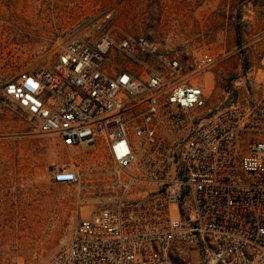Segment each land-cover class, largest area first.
Segmentation results:
<instances>
[{"label":"built area","instance_id":"built-area-1","mask_svg":"<svg viewBox=\"0 0 264 264\" xmlns=\"http://www.w3.org/2000/svg\"><path fill=\"white\" fill-rule=\"evenodd\" d=\"M107 20L2 90L39 134L106 155L101 173L54 172L89 211L43 264H264V59L213 106L207 78L229 54Z\"/></svg>","mask_w":264,"mask_h":264},{"label":"rangeland","instance_id":"rangeland-1","mask_svg":"<svg viewBox=\"0 0 264 264\" xmlns=\"http://www.w3.org/2000/svg\"><path fill=\"white\" fill-rule=\"evenodd\" d=\"M107 16L104 32L119 37L142 34L179 51L229 54L207 78L213 106L240 72L264 59V0H0V264L45 263L87 216L86 191L54 183L56 170L106 168L104 151L85 153L39 134L2 90L57 47L97 31Z\"/></svg>","mask_w":264,"mask_h":264}]
</instances>
